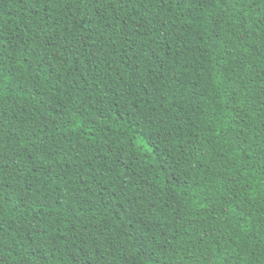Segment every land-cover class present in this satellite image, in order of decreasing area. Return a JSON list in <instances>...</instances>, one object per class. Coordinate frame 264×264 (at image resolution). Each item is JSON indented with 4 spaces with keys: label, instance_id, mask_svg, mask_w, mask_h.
Segmentation results:
<instances>
[{
    "label": "trees",
    "instance_id": "16d2710c",
    "mask_svg": "<svg viewBox=\"0 0 264 264\" xmlns=\"http://www.w3.org/2000/svg\"><path fill=\"white\" fill-rule=\"evenodd\" d=\"M238 10L214 0H128L113 26L103 25L101 50L70 55L63 40L55 51L45 43L71 28L67 21L58 29L47 7L0 0V32L13 41L18 73L0 100L8 161L0 194L14 202L4 264H74L84 258L78 249L99 256L109 248L104 264H205L211 255L215 264H264L256 159L264 151V9L245 8L247 18ZM45 20L42 41L35 26ZM73 187L84 193L75 202ZM88 196L92 211L78 221ZM101 218L108 232L86 228Z\"/></svg>",
    "mask_w": 264,
    "mask_h": 264
},
{
    "label": "snow or ice",
    "instance_id": "6c2138e0",
    "mask_svg": "<svg viewBox=\"0 0 264 264\" xmlns=\"http://www.w3.org/2000/svg\"><path fill=\"white\" fill-rule=\"evenodd\" d=\"M35 4H39L40 8L43 9L47 7L53 15L50 17L57 21L58 29L64 25L65 21L71 26V28L63 27L62 30H58L56 33L49 32L47 41L45 42L47 46L52 47L55 51L56 48L61 47L59 41L63 40L64 44L67 45V51L70 55L82 54L81 49L88 51L89 49L101 50L104 47L106 42L105 32L102 30L103 25H106L108 28H111L113 25L111 21L116 19V13L120 10L121 3H127L128 0H33ZM152 2V0H150ZM163 3H167V0H162ZM175 3L176 0H173ZM181 3H189L191 0H180ZM215 6L219 8L235 9L239 5V10L237 15L241 18H247L250 13L244 11L245 8H251L253 5L260 9H264V0H259V4H256V0H214ZM261 16L264 17V11H261ZM39 16V12L36 13ZM228 21H232L234 18L232 16H227ZM224 17H222L223 19ZM123 22L125 28L129 29V34L131 33V28H129L127 20H124L123 17L120 18ZM128 19L134 20L136 27H142L141 21L136 20L134 17H129ZM143 19V18H141ZM246 19L243 23H246ZM261 23H264V19L261 20ZM48 21H42L40 24L35 26V36L39 37L40 40H44L42 33L47 31ZM3 26L0 25V28ZM243 27V24L241 25ZM83 28V31H81ZM74 30V31H73ZM232 37L230 36L229 39ZM19 43V41H17ZM13 44L12 40H6L2 32H0V100H2L5 95L10 94L9 89L13 88V80L18 73L15 71L14 63H9L10 60L14 61V57L11 56L9 52V46ZM33 48L39 47V45L33 43ZM26 48V46H24ZM15 48H13V52ZM98 58V57H97ZM95 79V77H94ZM99 83V80H97ZM14 90V89H13ZM7 146L6 133L0 132V181L4 179L5 176V167L7 165V157L4 153V148ZM260 147L264 149V138L261 139ZM24 151H27L26 149ZM40 149L37 147V152ZM57 154L58 153H54ZM251 159V156H250ZM264 166V151H261L256 157ZM23 163V162H22ZM51 163V161H49ZM261 175L264 176V167L261 168ZM35 176V173H33ZM68 181L65 182V187L68 186ZM74 183V182H72ZM13 187V185H9ZM264 188V185H261ZM46 190L43 184L37 182V192H44ZM63 191V189H62ZM73 196V202L76 201L77 197H83L84 193L80 192L79 189L71 188ZM4 192V185L0 183V193ZM261 198H264V191L260 193ZM42 198V197H41ZM91 196H88L84 199H81L77 205L82 211L78 214V221L80 217L83 216L87 218V213L92 211V208L89 204ZM14 202L5 200V195L0 194V246L3 245L6 237L3 232V224L8 220V211ZM23 204V202H20ZM27 206V205H24ZM19 207L15 208V211L19 213ZM243 215V212L240 213ZM11 219L15 220L16 217L13 216ZM131 222V221H130ZM89 231L92 228H95L100 231V234L103 235L109 231L105 225L103 218L100 221L92 220L90 222V228L86 225ZM92 235L95 236L96 232H92ZM110 238V237H109ZM246 236L240 237L236 240V243L243 246V242L246 241ZM78 253L83 252L84 258L81 260L79 256H73L74 264H104V260L111 256L112 249L109 248L107 252H101L99 256L88 255L84 249H78ZM39 255V249L32 253L33 258ZM123 256V253H121ZM261 256H264V252L261 253ZM143 259V257H141ZM23 260V257H21ZM216 256L211 255L205 261V264H215ZM0 264H4L0 260ZM124 264H127V258L124 259Z\"/></svg>",
    "mask_w": 264,
    "mask_h": 264
}]
</instances>
